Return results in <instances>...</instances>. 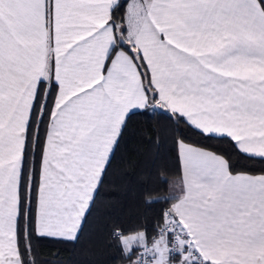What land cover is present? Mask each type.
I'll use <instances>...</instances> for the list:
<instances>
[{"label": "snow or ice", "instance_id": "obj_1", "mask_svg": "<svg viewBox=\"0 0 264 264\" xmlns=\"http://www.w3.org/2000/svg\"><path fill=\"white\" fill-rule=\"evenodd\" d=\"M137 117L173 178L113 264H264V0H0V264L75 246Z\"/></svg>", "mask_w": 264, "mask_h": 264}, {"label": "trees", "instance_id": "obj_2", "mask_svg": "<svg viewBox=\"0 0 264 264\" xmlns=\"http://www.w3.org/2000/svg\"><path fill=\"white\" fill-rule=\"evenodd\" d=\"M166 128L165 122L158 123L144 117H137L131 122L84 234L73 247L41 245L42 259L52 260V264H113L116 254L108 247L105 238L106 220L119 218L134 221L142 217L147 211L141 203V194L145 189L154 195L168 194V186L159 183L160 178H173L162 176L160 171L170 170V144ZM157 138L158 143L155 142ZM211 147L220 152L230 151L227 144L213 142ZM57 253L58 260L53 259Z\"/></svg>", "mask_w": 264, "mask_h": 264}]
</instances>
